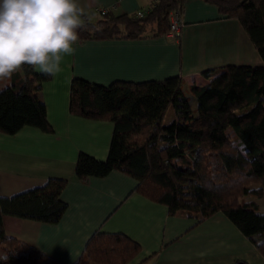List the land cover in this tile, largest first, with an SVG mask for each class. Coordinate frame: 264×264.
<instances>
[{
  "label": "trees",
  "instance_id": "16d2710c",
  "mask_svg": "<svg viewBox=\"0 0 264 264\" xmlns=\"http://www.w3.org/2000/svg\"><path fill=\"white\" fill-rule=\"evenodd\" d=\"M226 19L238 20L264 63V0H206ZM187 0H162L142 18L107 13L78 30L81 42L144 40L169 34L171 16L182 17ZM207 71L205 86L179 76L163 81L115 82L109 86L72 81L70 112L110 121L114 132L108 159L81 153L80 181L119 171L136 182L135 192L161 204L170 216L201 222L223 213L264 257V67L227 66ZM51 76L23 65L0 90V135L25 127L53 129L42 98ZM170 109L173 120L164 121ZM234 133V144L227 131ZM239 142L246 146L243 152ZM68 181L52 178L42 187L0 197V253L7 264H62L27 243L9 237L5 218L59 223L67 210L61 195ZM141 252L123 234L96 232L75 264H130ZM4 264V262H0ZM237 264H244L239 262Z\"/></svg>",
  "mask_w": 264,
  "mask_h": 264
},
{
  "label": "crops",
  "instance_id": "0c3cea01",
  "mask_svg": "<svg viewBox=\"0 0 264 264\" xmlns=\"http://www.w3.org/2000/svg\"><path fill=\"white\" fill-rule=\"evenodd\" d=\"M158 2L78 0L84 13L81 26L94 22L99 10L135 16ZM181 20L180 40L167 35L144 40H78L74 54L64 57L62 70L42 87L53 132L25 127L15 135H0V197L42 187L52 178L68 181L61 195L67 210L59 223L6 217L9 237L62 264H75L96 232L123 234L138 243L141 252L130 264H264L254 244L223 213L201 222L187 214L170 216L165 206L135 192L137 182L124 173L113 171L85 182L76 176L81 153L99 161L108 159L114 124L70 112L74 79L109 86L179 76L189 85L205 86L210 82L203 75L207 71L216 75L232 65L264 67L240 22L226 19L217 6L206 0H187ZM9 84L10 78L0 81V90ZM258 204L264 213V201Z\"/></svg>",
  "mask_w": 264,
  "mask_h": 264
},
{
  "label": "clouds",
  "instance_id": "9594fccd",
  "mask_svg": "<svg viewBox=\"0 0 264 264\" xmlns=\"http://www.w3.org/2000/svg\"><path fill=\"white\" fill-rule=\"evenodd\" d=\"M83 14L78 0H0V81L23 65L48 76L59 73L64 57L75 52ZM245 148L239 142L240 151ZM8 259L0 253V262Z\"/></svg>",
  "mask_w": 264,
  "mask_h": 264
},
{
  "label": "built area",
  "instance_id": "2783aa9c",
  "mask_svg": "<svg viewBox=\"0 0 264 264\" xmlns=\"http://www.w3.org/2000/svg\"><path fill=\"white\" fill-rule=\"evenodd\" d=\"M157 1H162V0H157ZM150 8L147 10H141L136 14L137 18H142L144 17L147 13L150 12ZM108 13L107 10H99L98 15L99 16H104ZM184 28V23L181 20L180 16L178 13L172 14L171 16V28L169 31V34L167 35L169 38L173 40H180L182 36V30Z\"/></svg>",
  "mask_w": 264,
  "mask_h": 264
},
{
  "label": "rangeland",
  "instance_id": "374dc122",
  "mask_svg": "<svg viewBox=\"0 0 264 264\" xmlns=\"http://www.w3.org/2000/svg\"><path fill=\"white\" fill-rule=\"evenodd\" d=\"M173 116H174V110L173 109H170L167 116H166V119L164 121L165 124H168L170 123L172 120H173ZM232 131H230L231 133Z\"/></svg>",
  "mask_w": 264,
  "mask_h": 264
}]
</instances>
